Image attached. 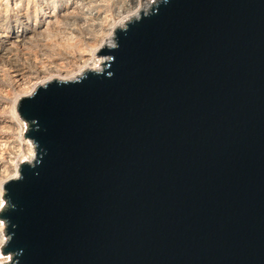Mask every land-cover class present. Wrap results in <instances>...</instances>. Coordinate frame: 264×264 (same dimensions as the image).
Returning a JSON list of instances; mask_svg holds the SVG:
<instances>
[{
	"label": "water",
	"instance_id": "1",
	"mask_svg": "<svg viewBox=\"0 0 264 264\" xmlns=\"http://www.w3.org/2000/svg\"><path fill=\"white\" fill-rule=\"evenodd\" d=\"M114 39L18 103L3 264H264V0H158Z\"/></svg>",
	"mask_w": 264,
	"mask_h": 264
},
{
	"label": "rangeland",
	"instance_id": "2",
	"mask_svg": "<svg viewBox=\"0 0 264 264\" xmlns=\"http://www.w3.org/2000/svg\"><path fill=\"white\" fill-rule=\"evenodd\" d=\"M131 4L132 0H0V120L13 119V105L20 91L15 68L22 70L24 76H33L38 70L48 71L67 64L69 60L58 54L66 51L62 45L58 48V41L65 40L70 29L79 28L86 22L97 23L98 18ZM53 15L58 19L67 16L68 25L47 31L41 29L37 33L25 32L51 21ZM22 37H25V45L15 43ZM12 142L20 143L18 131L0 129V166H9L11 160H17Z\"/></svg>",
	"mask_w": 264,
	"mask_h": 264
},
{
	"label": "bare ground",
	"instance_id": "3",
	"mask_svg": "<svg viewBox=\"0 0 264 264\" xmlns=\"http://www.w3.org/2000/svg\"><path fill=\"white\" fill-rule=\"evenodd\" d=\"M157 1L158 0H132V4L128 7H120L117 11L110 13L109 15L105 13L107 15L103 18H98V22L96 21L97 23L92 22V24H89L86 22L85 25H81L79 28L70 29L69 31L71 32L68 33L65 40L60 42L58 41V48H61L59 45H62V47L66 49V51L58 54L60 56L64 55L65 59L67 58V60H69L67 61V64L55 66L54 69L48 71L38 70L33 76H24L21 74L22 70L15 68L14 72L17 74L16 77L19 78L17 84L20 91L14 101L13 119L8 121L1 119L0 129L2 131H18L20 135V143L12 142V144L15 145L14 150L16 151L15 154H17V160L15 161V158L13 159L14 161L11 160L9 166H0V210L6 204V201L3 198L5 192L3 185L10 179L19 177L20 165L23 161L33 162L36 158L34 141L30 137H24L27 130V122L18 112V103L20 99L32 96L40 85L44 86L50 81L56 79L64 81L75 80L79 76L83 75L86 70H102L104 67L102 63L107 62L109 55H100L97 53L102 48H105V46H107V48L115 46L116 40L114 37L116 28L125 27L128 20L131 21L134 17L138 18L141 15L142 10L147 12ZM50 20L51 21L46 22L41 26L28 28L25 32L37 33L41 29L47 31L52 27L60 29L62 26L65 27V25H68L69 19L67 16H63L62 19H58L55 15H53ZM15 43L22 46L25 45V37H22V39L18 38ZM50 54H52L51 51ZM54 54V56H56V53ZM4 229L5 223H2V220L0 219V264L11 261V254L3 255L1 253V247L4 244H7L8 241V236H5Z\"/></svg>",
	"mask_w": 264,
	"mask_h": 264
}]
</instances>
